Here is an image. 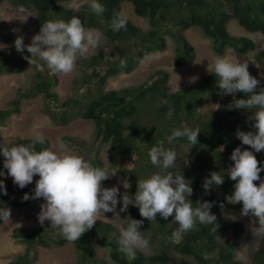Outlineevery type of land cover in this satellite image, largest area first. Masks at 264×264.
<instances>
[{"label": "trees", "instance_id": "1", "mask_svg": "<svg viewBox=\"0 0 264 264\" xmlns=\"http://www.w3.org/2000/svg\"><path fill=\"white\" fill-rule=\"evenodd\" d=\"M5 1L16 9L34 12L35 23L39 29L48 19H63L67 22L72 16H77L86 28L97 29L104 35L105 42L100 44L95 55L86 61L91 68V74H87L83 68L81 84L88 89L85 95L77 94L75 98L60 103L58 94L52 90L58 85V74L54 75L50 71H38L35 74L36 84L32 93L42 94L44 99L53 102H48L50 106L46 113L58 126H65L78 119L93 123L95 141L110 144L114 159L121 168L117 173L109 171L114 175H110L107 181H112L117 176H125L130 184L128 192L134 195L137 180L147 178L158 171L151 164L148 151L160 141L164 142L165 148L177 152L175 165L170 171L189 180L193 188L189 199L194 207L197 201H209L201 191L200 176L212 168H219V172L225 174L234 163L230 156L236 147L253 151L260 166L264 167V151L257 153L238 144L236 139L237 129L245 132L256 131L253 127L255 121L251 119L254 110H229L227 106L232 104L234 99H245L246 96L242 92H237L235 97L231 94H221L217 86L219 77L214 73L205 75L196 85H183L178 92L171 91L170 75L163 70L152 73L140 85L119 91H104L110 77L119 73L130 74L150 54L164 52L168 47L167 37L175 44V66L183 67L193 63L197 56L196 50L188 41L185 32L196 27L210 39L216 55L223 56L227 49L239 55L255 53L256 62L259 64L258 92L264 87V48L258 49L252 37L231 34L228 25L235 20L239 29L241 27L252 35L264 36V0H98L106 9L99 16L91 11L89 5L77 10L65 6L74 0H0V5ZM124 4L129 5L133 10V17L141 18L144 24H137L132 20L133 17L122 15ZM116 15L126 17L127 30L112 29V19ZM0 36L6 43L12 40V34L4 32L2 23ZM26 51L20 52L19 55L15 50L8 54L0 53V74L11 73L12 69L16 70L17 65L26 64ZM121 59L126 60L124 68L120 67ZM99 68H103L104 73L100 72ZM208 95L216 99L225 97L221 111H211L207 115L201 111ZM29 96L30 94L22 95L18 98L13 102L14 108H0V123L4 124L13 115H19L21 98ZM164 100L168 103H163ZM224 109L227 110L223 111ZM216 114L225 117L220 122L215 118L210 120V117ZM228 116H234V122L228 123ZM185 127L200 129L195 146L189 143L186 137L168 140L173 128ZM32 140L33 138H27L14 144H29ZM63 141L71 147L79 146L72 143L75 138L66 136ZM48 147L47 139L43 145L35 146L37 151ZM4 159L0 152V169L7 174V169L3 167ZM97 159L96 156L90 162L94 166L104 168L102 162ZM205 175L210 178L209 173ZM259 175L264 180V171ZM38 179V175L34 176L33 186L23 192L15 185L6 188L7 195L0 192V207L9 203L15 208H22L34 203L35 199L24 201L22 197L25 193H34ZM235 183L236 181L224 177L223 185L228 188L226 196L220 202L224 206L221 208L220 204H217L210 211L217 217L219 227L216 232L212 231L213 225L197 222L194 230L179 235L180 238L176 240L177 236L173 233L178 224L174 217L170 216L165 220L157 214L156 220L148 221L140 216L137 207L129 205L128 211L122 212L123 227H126L129 217L143 220L140 230L145 237H150V253L137 250L136 259L129 260L119 251L120 230L113 224L97 221L90 230L73 242L78 252L76 264H102L97 258L96 247L107 249L113 264H243L237 259L236 253L246 234L245 225L243 222L222 220L223 211L235 209L226 199L234 192ZM254 183L258 185L259 181ZM209 198L213 199L211 196ZM235 205L237 208L242 202ZM2 221L0 220V226ZM14 237L27 248L23 256L9 264H33L37 258L34 251L36 247L51 249L70 243L60 234L58 228L49 223L18 228ZM250 264H264V239L259 238V246L253 252Z\"/></svg>", "mask_w": 264, "mask_h": 264}, {"label": "clouds", "instance_id": "2", "mask_svg": "<svg viewBox=\"0 0 264 264\" xmlns=\"http://www.w3.org/2000/svg\"><path fill=\"white\" fill-rule=\"evenodd\" d=\"M89 7L98 16L106 11L98 0H90ZM111 27L115 31L127 30L126 17L114 16ZM32 31L34 32L33 37L29 39L31 44L26 46L23 37H17L14 41L15 49L17 52H23L27 48L31 57H25V59L29 64H35L36 60L33 57H38L39 60L46 63L47 68L54 75L72 73L77 65V60L85 56L91 49L97 48L104 38L97 29L86 28L77 16H72L67 22L63 19H48L41 24L40 29L34 20ZM32 31L30 30V32ZM0 47L6 46L0 45ZM42 65L40 63L39 66ZM39 66L36 67L39 68ZM120 67H126L125 59H121ZM21 70L22 68H16L18 72ZM45 70L47 71V69ZM13 71L15 70L12 69L11 72ZM208 71L219 77L217 86L221 94H231L233 97L237 92L245 94V99H234L233 103L227 107L229 110H254L251 119L255 121L253 127L256 131L245 132L237 129L236 138L257 153L264 151V87H261L257 92L260 81L248 71V62L226 55L225 52L223 56L216 55L214 57L211 71L209 66ZM34 77L35 74L32 86L29 89L20 90L9 107L14 108L13 102L22 95L30 94L29 97L21 98L20 112L22 99L41 98L43 104L47 102L44 113L48 116L46 113L50 106L48 102H53L44 99L42 94L33 95L32 91L36 84ZM195 79L193 78V80ZM56 87L52 88L54 93H56ZM58 101L60 102L59 99ZM163 103L167 104L168 101L164 100ZM171 114L172 110L170 109L169 117ZM200 132L199 128H173L168 140L186 137L189 143L195 146L198 143ZM33 136L34 138L29 144L0 146V152L5 158L3 167L7 169V175L13 178V183L21 189L31 184L34 176H39L35 182L34 193L32 195L25 193L22 199L27 201L43 198L45 203L40 205L38 222L43 225L46 220L50 221L52 227L58 228L60 234L69 242L77 241L95 225L97 220L106 219L105 213H115L117 204L121 202L120 212H127L129 205H133L139 209L140 216L148 221L156 220L157 214L165 220L170 216L174 217L178 224V228L173 233L174 236H177L176 240L180 238L179 235L194 230L197 222L202 225H213L212 231L216 232L219 227L217 217L210 211L226 196L228 188L223 185L224 177L236 181L234 192L226 197L235 209L223 211L222 220L243 222L244 225L246 219L253 220L254 225L258 221V226L251 229L252 235L264 239V180L259 175L264 171V167L260 166L253 151L236 147L230 156L234 163L229 166L226 172L223 171L225 174H221L219 168L206 170L205 174L209 173L210 178L205 174L200 176V188L209 201H197L194 207L193 202L189 199L193 194L191 183L183 175L170 171L175 165L177 152L165 148L163 141L152 146L148 151L151 164L158 171L153 172L147 178L138 179L136 191L132 195L128 192L130 184L126 179L122 183L127 191L122 194L116 186L103 188L101 182L109 179L110 175H114V173L110 174L106 167L94 166L84 156L72 152L61 138L58 137L56 144L51 147L47 140L49 147L37 151L35 146L43 145L45 137L40 131L34 132ZM100 144L109 146V151L112 154L109 143ZM116 165L118 166L117 163ZM2 175H4L3 171L0 172V176ZM256 181H259L258 185L254 183ZM0 192L7 195L3 180H0ZM241 202L242 205L236 208L235 204ZM223 206L221 203L220 207L223 208ZM10 216L9 208L0 207V220L9 222ZM142 224L143 220L129 217L126 227L120 230L119 251L129 260L136 259L137 250L147 249L150 246V237H145L140 230Z\"/></svg>", "mask_w": 264, "mask_h": 264}, {"label": "rangeland", "instance_id": "3", "mask_svg": "<svg viewBox=\"0 0 264 264\" xmlns=\"http://www.w3.org/2000/svg\"><path fill=\"white\" fill-rule=\"evenodd\" d=\"M89 2L90 0H74L65 6L77 10L84 5H89ZM121 14L133 17V10L129 5L124 4ZM34 20L35 14L32 11L16 9L12 7L8 1H5L0 5V23H2L4 32H10L12 34V40L8 43L4 42L0 36V45L6 46L0 47V53L8 54L15 50L19 55L20 52H17L14 45V41L17 37H23L24 44L26 46L30 45L31 42L29 39L33 37L32 34L34 33L32 31ZM132 20L137 24H140L141 22L144 24V22L141 21V18L133 17ZM235 24H237V21L232 20L228 25L231 34H237L240 37H252L255 39L258 49L264 48V36L262 34L252 35L241 27L239 29ZM30 30L32 32H30ZM185 35L197 51V58L193 64L183 67L175 66L173 62L175 44L170 37H167L168 47L164 52L150 54L130 74L120 73L119 75L109 78L104 91H118L124 88L140 85L144 83L152 73L159 70L169 73V84L172 92H178L183 85L198 84L205 75L210 73L208 71V66L211 71V65L216 54L212 51L210 39L206 38L199 28L192 27L185 32ZM104 42L105 37L100 44ZM97 48L91 49L85 56L80 57L77 60V65L72 73L58 74L57 80L59 84L55 88V92L58 94L60 102L71 100L77 94L82 96L86 94L88 89L81 84V76L84 75L83 68L86 70L87 74H91V68L86 64V61L95 55ZM25 50H27V48H25ZM226 55L247 61L248 71L253 77L258 79L259 64L256 62L254 52L247 55H238L227 49ZM24 56L30 58L31 54L26 51ZM33 59L36 60L35 64L30 65L26 59V64H23L22 66L17 65L16 68H22L20 72L15 70L9 74L0 75L1 109L8 108L20 90L29 89L32 86L33 76L38 70L45 72V69H47V71H50L44 61L39 60L38 57H33ZM107 59L108 57H106V60ZM40 62H42V66H39ZM36 66H39V68ZM98 70L104 73L103 68H99ZM193 78L196 79L193 80ZM224 99L225 97L223 96L216 99L214 96L208 95L205 98L204 107L201 111L206 115L211 111H221ZM46 104L47 102L43 104L41 98L33 100L22 99L20 115L12 117L4 124L0 123V145L10 146L16 141L34 138L33 134L36 131L43 133L45 139L49 140L50 147L56 144L58 137L63 140L64 137L68 136L75 138V141L72 143L79 145L77 147H71L68 143L64 142L66 147L72 152L84 156L89 161L92 158L95 159L97 156V160H100L104 164V167L110 172L113 171L117 173V171L121 169L116 165V159H114V156L110 153L109 146L94 141L95 127L93 123L78 119L73 120L68 125L58 126L44 113ZM226 110L227 109H224L223 111ZM224 117V115L216 114V116L214 115L213 117H210V120L215 118L220 122ZM234 120V116H228L227 118L228 123H232ZM237 142L246 148H250L247 145H243L239 139H237ZM0 172L2 171L0 170ZM125 179V177L117 176V178L112 181H102L101 186L103 188L116 186L122 194L124 191H127L122 183ZM0 180L4 181L6 188L15 185L16 188L22 192L30 189L34 184L33 178L31 184L21 189L18 185L13 183V178L5 173L0 176ZM118 199H120L119 196ZM42 203H45V201L43 198H39L35 199L34 203L27 207L15 208L9 203L5 205L11 210V216L9 222L2 221L0 226V264H9L26 253L27 246L14 237V232L18 228H30L40 224L38 222V213L40 212V205ZM121 207L122 202L117 204L115 213H105L104 216L106 219L101 218V220L97 221L100 223L113 224L116 229L121 230L124 228L123 214L120 212ZM228 218H231V216H228ZM244 222L246 226V234L243 236L242 244L237 251V259L242 261L243 264H250L253 252L259 246V238L253 237L251 230L252 227L258 226V221L255 225L253 224V220L250 219H246ZM44 223L51 224V222L47 220ZM141 250L145 253H150L149 247ZM34 251L37 254V258L33 264H76L78 259V252L73 242H70L63 247H55L51 249H44L43 247L38 246ZM96 252L97 258L100 259L102 264H113L109 259L107 249L96 247Z\"/></svg>", "mask_w": 264, "mask_h": 264}]
</instances>
